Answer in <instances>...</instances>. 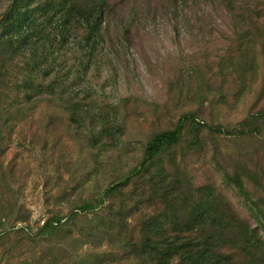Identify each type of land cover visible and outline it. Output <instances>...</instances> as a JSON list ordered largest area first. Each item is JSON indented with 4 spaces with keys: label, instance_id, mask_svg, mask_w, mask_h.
Returning a JSON list of instances; mask_svg holds the SVG:
<instances>
[{
    "label": "rangeland",
    "instance_id": "obj_1",
    "mask_svg": "<svg viewBox=\"0 0 264 264\" xmlns=\"http://www.w3.org/2000/svg\"><path fill=\"white\" fill-rule=\"evenodd\" d=\"M103 21L88 65L80 31L44 47L53 93L39 89L24 103L0 89V264H99L115 252L104 234L110 202L66 219L188 114L153 170L179 187L212 188L264 244V0H107ZM13 70L20 78L21 63ZM147 190L117 195L131 204L123 221L140 223L160 206ZM53 217L64 222L54 234L32 236ZM113 259L101 264H141Z\"/></svg>",
    "mask_w": 264,
    "mask_h": 264
},
{
    "label": "trees",
    "instance_id": "obj_2",
    "mask_svg": "<svg viewBox=\"0 0 264 264\" xmlns=\"http://www.w3.org/2000/svg\"><path fill=\"white\" fill-rule=\"evenodd\" d=\"M106 9L107 0H8L0 13V89L5 86L22 94L18 101L24 103L32 102L39 89L53 93L56 80L49 79L55 70L44 47H50L55 38L64 43L67 36L80 31V48L85 63L90 64L102 38ZM18 63L23 69L20 78L13 73ZM9 97L17 100L13 93ZM100 119L104 123L103 117ZM192 119L191 114L183 115L172 130L154 135L135 167L111 183L94 203H82L66 219L77 212L94 213L110 202L104 234L116 251L98 257L99 264L119 253L141 264H238L235 255L240 253L246 255L244 264H255L257 256L264 253L258 234L225 204H218L212 188L195 189L190 183L179 187L177 180L167 181L165 172L153 170L164 151L180 142ZM126 189H131V200L144 196L148 189L147 199L160 202V206L145 214L140 223L129 224L122 219L131 205L124 202L128 197L115 202ZM63 223L61 218H50L32 236L54 234Z\"/></svg>",
    "mask_w": 264,
    "mask_h": 264
}]
</instances>
